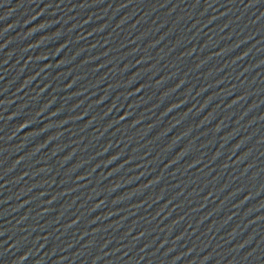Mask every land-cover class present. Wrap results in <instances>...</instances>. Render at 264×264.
I'll use <instances>...</instances> for the list:
<instances>
[{"label": "water", "instance_id": "obj_1", "mask_svg": "<svg viewBox=\"0 0 264 264\" xmlns=\"http://www.w3.org/2000/svg\"><path fill=\"white\" fill-rule=\"evenodd\" d=\"M0 264H264V0H0Z\"/></svg>", "mask_w": 264, "mask_h": 264}]
</instances>
